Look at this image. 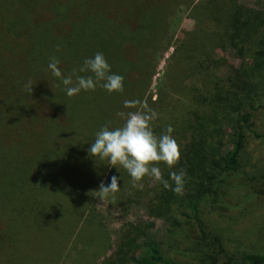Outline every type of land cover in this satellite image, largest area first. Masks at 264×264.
<instances>
[{"label":"trees","instance_id":"obj_1","mask_svg":"<svg viewBox=\"0 0 264 264\" xmlns=\"http://www.w3.org/2000/svg\"><path fill=\"white\" fill-rule=\"evenodd\" d=\"M191 1L0 0V264H50L55 258L60 238L71 225L67 219L52 225V216L61 210L69 215L76 202L81 212L87 190L95 186L107 165L106 159L89 153L95 133L105 125L110 129L120 126L112 122L114 117L125 108V101L138 98L137 92L145 88L153 73L156 54L167 44V17L179 2ZM226 1L229 5L224 19L231 23L240 16L239 9L235 0ZM251 17L244 34L249 37L259 28L263 30H259L261 35L254 43L257 48L253 49L255 65L263 66L264 12H254ZM212 34H190L191 40L182 42L181 50L177 48L173 54L176 63L193 70L198 48L206 49ZM97 52L103 53L112 73L124 77L123 92L108 93L97 86L94 91L67 96L62 82L48 70L50 58L59 59L64 76L72 74L73 69H77V75L88 76L91 73L78 69ZM177 73L169 72L167 85L174 84ZM208 74L204 82L211 83ZM29 82L32 92L25 87ZM245 85L249 90V82H242L239 89L245 90ZM240 99L232 96L228 102L234 134L231 147L222 154H216L217 150L206 143L205 137L216 135L213 133L218 128L208 131L206 127L215 116L197 115L193 107L195 92L189 95V104L167 110L169 118L158 115L155 120L175 130L193 126L191 137L196 126L201 129L197 132L201 140L189 141L173 171L183 167L186 176L198 171L197 178L210 183L215 173L238 169L242 126L248 118L245 113L237 114ZM198 202L199 197H188L182 216L196 222ZM171 222L176 225L175 218ZM168 232L175 233L171 229ZM29 243L33 245L28 247ZM143 246L145 255L134 264L164 262L154 242L146 241ZM48 250H55L53 258H49ZM241 260L264 264V251L243 254Z\"/></svg>","mask_w":264,"mask_h":264},{"label":"rangeland","instance_id":"obj_2","mask_svg":"<svg viewBox=\"0 0 264 264\" xmlns=\"http://www.w3.org/2000/svg\"><path fill=\"white\" fill-rule=\"evenodd\" d=\"M235 3L240 16L230 23L224 19L229 5L226 0L179 2L167 17V41L164 39L167 47L159 49L149 82L137 92L135 101L139 104L120 110L137 111L146 105L167 117V110L173 105L189 104V95L195 92L193 107L197 115L215 116L206 127L208 131L218 128L213 133L216 135L205 137L206 143L208 147L213 146L211 150H217L216 154H222L231 147L234 134L233 113L228 102L232 96L241 98L237 114L245 113L248 118L242 126L243 148L238 169L214 172L212 184L204 178L198 179L199 172H194L186 176L183 194L177 195L147 176L140 182L142 187H133L125 169L119 165L111 167L105 160V169L85 194L87 202L83 210H77L76 202L69 215L61 210L59 215L52 216V225L63 224L67 219L71 226L59 237V250L50 264H134L145 255L143 243L146 241L154 242L164 259L158 264H248L241 260L243 254L264 251V65H255L253 53L257 48L254 43L263 30L259 28L249 37L244 34L253 13L264 12V0H235ZM200 31L212 32L217 38H211L206 49L198 48L200 53L193 70L176 63L174 52L177 48L181 50L182 42L191 40L190 34H200ZM169 72L178 73L174 84L167 85ZM208 73L211 83L204 82ZM242 82L251 83L249 90L246 85L245 90L239 89ZM112 122L121 126L124 121L115 116ZM169 125L160 123L159 119L152 121L157 136ZM195 129L194 137H191L193 126L174 129L172 136L179 145L180 155L190 140H201L197 136L201 129L197 126ZM155 166L171 184L169 173L174 168L162 162ZM114 175L118 178L119 190L107 199H100L96 193L100 183L107 186ZM195 196L199 197L196 222L181 214L187 198ZM67 201L70 209L71 202ZM173 218L176 225L171 222ZM169 229L175 231L174 235L169 234ZM32 245L29 243L28 247ZM54 255L52 250L48 256Z\"/></svg>","mask_w":264,"mask_h":264},{"label":"clouds","instance_id":"obj_3","mask_svg":"<svg viewBox=\"0 0 264 264\" xmlns=\"http://www.w3.org/2000/svg\"><path fill=\"white\" fill-rule=\"evenodd\" d=\"M60 61L51 57L48 70L64 85V90L69 97L79 94L82 90L94 91L97 86L108 93L123 92L124 77L111 72L103 53L97 52L94 57L86 58L78 69L80 73H91L88 76L77 75V69L72 74L64 76L58 67ZM75 77V79H73ZM59 86V85H58ZM32 92L31 83L25 85ZM139 104L138 101H125V108H132ZM158 113L146 105L137 111L118 112L117 116L124 122L121 126L109 128L103 126L95 133L94 142L90 144L89 153L107 160L111 167L121 166L132 179L133 187H142L140 183L144 177L153 178L161 183L165 189L172 190L177 195H182L186 183V171H172L168 179H164L161 169L155 166L164 163L173 168L180 159L179 145L172 136L174 129L169 125L166 130L157 136L152 128V121ZM119 190L117 176H112L110 183L105 186L103 182L96 191L100 199H107Z\"/></svg>","mask_w":264,"mask_h":264}]
</instances>
